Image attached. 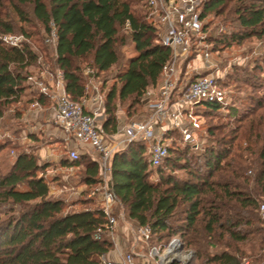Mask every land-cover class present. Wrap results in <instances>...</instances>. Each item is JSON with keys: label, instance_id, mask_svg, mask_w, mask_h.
Here are the masks:
<instances>
[{"label": "trees", "instance_id": "obj_1", "mask_svg": "<svg viewBox=\"0 0 264 264\" xmlns=\"http://www.w3.org/2000/svg\"><path fill=\"white\" fill-rule=\"evenodd\" d=\"M5 1L19 25L0 18V35L30 39L26 28L33 22L47 34L54 29L53 64L62 71L65 91L73 101L86 97L83 65H89L96 76L121 67L116 83L101 89L107 135L116 132L118 106H126V119L141 114L145 91L158 85L170 58V50L159 44L156 27L135 8L145 0ZM2 6L0 0V9ZM211 15L231 21L237 28L228 36L209 40L214 48L264 38V0H202L200 19L205 21ZM206 28L204 24L203 33ZM129 45L134 55L125 61L121 49ZM37 59L26 43L19 49L0 43V120L12 106L33 101L43 107L49 104L47 97L34 92L24 100L30 90L29 69L36 67ZM199 106L205 124L224 109L217 103ZM256 106L257 110L263 108L261 102ZM229 110L228 115L238 118L239 125L232 129L227 123L207 124L206 147L199 155L181 145L178 132H168L164 138L171 140L169 156L155 171L149 168L143 143H131L111 160L110 186L119 207L139 226L150 227V240L166 244L174 237L181 239L194 251L197 264H239L244 255L239 246L249 240L260 245L264 258L260 215L264 205V114L253 115L254 109L240 119L235 110ZM20 117L13 115L14 119ZM243 121L246 124L239 133ZM6 147L0 145V209L6 208L5 217L0 218V264H102L101 257L113 250L107 237H94L105 223L102 210L65 212L63 200L49 197L48 183L41 174L48 165H40L36 155L25 151H19L9 164L3 155ZM249 163L255 165L252 177L246 175ZM63 164H83V184H98L97 164L88 156ZM152 172L158 181H151Z\"/></svg>", "mask_w": 264, "mask_h": 264}, {"label": "built area", "instance_id": "obj_2", "mask_svg": "<svg viewBox=\"0 0 264 264\" xmlns=\"http://www.w3.org/2000/svg\"><path fill=\"white\" fill-rule=\"evenodd\" d=\"M202 0H145L147 20L158 32L159 44L170 50V58L162 68L158 85L149 88L143 96L145 111L140 121L124 123L118 121L116 132L107 135L103 124L105 93L94 88L89 97L73 101L65 91L61 70L55 72L43 70L39 76L29 75L27 83L33 86L37 94L53 101L50 112L53 124L64 135L70 137L72 162L79 159V146L87 148L86 155L97 164L98 184L90 192L95 197L105 218L102 228L97 229L95 239L107 237L113 243L115 259L107 255L101 257L102 264H193L195 253L187 248L179 238H172L164 245L143 249L122 251L116 233L118 221L127 217L115 215L119 200L110 186L111 160L116 152L124 150L131 143H143L146 146L149 168L155 171L169 156L171 140L164 138L168 132H178L181 145L192 153L201 154L206 147V138L200 136L201 124L195 106L203 103H217L226 106V93L217 85L213 76H196L182 84L181 66L189 61L200 60L211 65V53L206 49L203 33L204 21L200 19ZM126 28L128 26L126 25ZM27 38L23 35H0V43L13 48H21ZM56 43L52 28L50 39ZM192 57V58H191ZM186 70L191 68L190 62ZM90 71H86L88 74ZM33 106L39 108L38 101ZM260 215L264 220V205L260 206ZM151 229L135 224L134 241L149 246ZM239 264H251L247 259Z\"/></svg>", "mask_w": 264, "mask_h": 264}, {"label": "rangeland", "instance_id": "obj_3", "mask_svg": "<svg viewBox=\"0 0 264 264\" xmlns=\"http://www.w3.org/2000/svg\"><path fill=\"white\" fill-rule=\"evenodd\" d=\"M249 1L252 3L254 0H252V2L251 0ZM2 3L3 6L0 9V18L5 21H14L17 25H19V20L10 5L5 0H2ZM135 8L145 15V19L147 20V9L145 4L143 5L142 3H138ZM221 19L223 18L211 15L204 21V24L207 25L204 34L205 38L208 39L206 41L204 38L205 46L202 45L200 48L204 50L206 49L211 53V65L202 63L200 60L188 61L190 62L191 68L188 70H186V66L181 68L179 80L182 79V84L187 85V82L196 76H213L219 82H217V85L220 88L221 85L225 87L226 106L220 111V113H218L217 116L207 120V124L218 125L227 123L229 124V127L233 129L239 125L237 122L238 118L231 119L228 115V109H231L229 110L230 112L235 110L238 114L237 117L240 116V119L252 112L254 109L253 115L258 116L260 114H264V38L253 37L240 44H232L227 48L224 46H217L214 48V44L210 41L220 38L221 35L228 36L237 30L231 21H222ZM125 29L126 28H124V30ZM26 31L29 34L30 39H28L25 43L28 44L31 50L38 55L36 67L30 68L29 72L34 76H39L43 70L55 72L58 68H56L53 64V60L55 59L54 44L52 42H46L47 39H50V34L45 33L43 27L37 22H33L31 26H27ZM121 53L126 61L129 57L134 55V48L132 45L123 47L121 49ZM88 67L89 65L87 64L82 66L83 75L86 77V97L91 95L94 88H99L100 91L101 89L110 88L114 83H116L117 73L121 69V67H114L109 71L100 73L96 76L95 73H91ZM86 71L90 72L86 74ZM30 89H32L34 93H37L33 86H30ZM260 102L263 104V108H261V110H257L256 105ZM52 105L53 102L49 103L47 107L49 108ZM20 108L21 105L12 106L10 111L6 113L5 118L0 120V145H7L3 155L4 158H6V162L9 164L14 161L15 156L19 151H25L27 149L26 144L22 146V144H19L16 140V136H14V133H20L19 130L24 127V124H19L16 122V119L13 118V115L17 113L21 114V111H19ZM118 111L119 117L123 119L125 124L132 121L136 122L142 120V116L145 113L143 112V109L141 110L142 112L140 115L131 119H126V106H118ZM194 111L197 113L200 112V106H195ZM197 115L200 118L201 124L200 136L206 138L208 125L204 123V120L199 114ZM46 120L48 119H42V123H45L44 125H47ZM245 124L246 122L240 124L239 133L243 130ZM26 125L29 127L32 126V128L35 127L33 121L28 122ZM48 125L51 126L50 129L57 133H61L62 136L61 130L57 129L58 127L55 124ZM29 127H26V129L24 127L25 133H29L31 131ZM68 140H70V137L64 135V139L61 141L58 152L61 159L64 158L69 161L68 163H70L71 146ZM86 151V147L79 146V159L87 157ZM47 165L50 166L49 169L43 171L41 174L48 183L49 197L51 199L63 200L65 202V212H74L86 208H100L96 198L90 196V192L98 186H87L82 182L85 171V166L83 164L79 166H71V164H69L63 170H57L59 167L53 166L52 164ZM249 166L250 167L246 172V175L248 177H252L254 175L255 165L249 163ZM41 174L39 173L38 175ZM151 178V181L153 182L158 181V175L155 174V172H152ZM5 209L6 208L4 207L0 209L1 219L5 217ZM122 212L124 211L118 205L115 209V215H119ZM121 226H123V221L117 228L116 236L118 241L121 240L124 241V243H130L132 241L131 235L129 234L127 238L121 235ZM133 243L134 246L143 249L144 252H147L151 246L164 245L158 244L152 240L149 241V246L139 240L138 242H132V244ZM259 246L260 245L256 241L253 242L250 240L242 246L240 245L239 248L244 251V255H240V260L242 261L247 259L251 264H264V258H261L260 256L262 255V251L259 250ZM193 264H197L196 255Z\"/></svg>", "mask_w": 264, "mask_h": 264}, {"label": "crops", "instance_id": "obj_4", "mask_svg": "<svg viewBox=\"0 0 264 264\" xmlns=\"http://www.w3.org/2000/svg\"><path fill=\"white\" fill-rule=\"evenodd\" d=\"M30 92H33L32 89L25 92L26 97H24V100L29 98L28 95ZM34 102L35 101L28 104L23 102L24 104H20L21 108L19 109V111H21V117L16 119V122L22 125L24 124V127L26 129V127H29L26 124L28 122L33 121L35 127L32 128V126H30L29 129L31 131L29 133H25V129L24 127H22L19 130L20 133H14V136H16V140L19 142V144H22V146L26 144L27 149L25 150V152L33 153L39 158L40 165L52 164L53 166L59 167V169L57 170H63L64 168H66V166H64L63 163L69 161H67L64 158L61 159V156L58 152L61 141L64 139L63 133L61 136V133H57L54 130L50 129L51 126L48 125V124L54 125L52 120V114L50 112L52 106L48 108L47 106L43 107L39 104V108H36L33 106ZM48 102L51 103L53 101L52 100L50 101V99H48ZM45 118L48 119L46 120L47 125H44L45 123L44 124L42 123V119ZM118 121L122 122L123 119L119 117ZM68 142L71 146V140H68ZM49 167L50 166H48L44 171L49 169ZM86 209H82L78 211H83ZM122 214L127 217L126 218L127 220L120 219L118 221V226L123 221V226H121L120 228V233L121 235L125 236V238H127V236L130 234L132 237V241L130 243H124V241L119 240L118 243L119 248L123 252L126 250H131L132 248L139 249L136 246H134V243L132 244V242H134V230H135L136 222L129 219L127 214H125L124 212H122ZM107 257L110 259H115V255L112 252L107 254Z\"/></svg>", "mask_w": 264, "mask_h": 264}]
</instances>
